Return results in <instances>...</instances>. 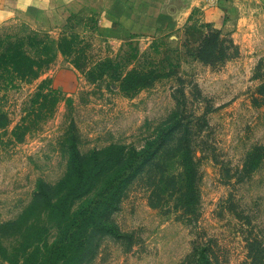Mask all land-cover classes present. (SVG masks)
<instances>
[{
	"label": "rangeland",
	"instance_id": "1",
	"mask_svg": "<svg viewBox=\"0 0 264 264\" xmlns=\"http://www.w3.org/2000/svg\"><path fill=\"white\" fill-rule=\"evenodd\" d=\"M171 7L147 33L112 32L115 20L82 5L0 21V49L24 38L53 56L35 80L0 79V264H264V0ZM66 35L69 55L57 50ZM129 74L146 85L122 91ZM47 82L60 99L39 119ZM74 141L86 194L70 176ZM189 151L193 190L182 193L173 181L186 182ZM72 203L87 219L70 247L56 208Z\"/></svg>",
	"mask_w": 264,
	"mask_h": 264
},
{
	"label": "trees",
	"instance_id": "2",
	"mask_svg": "<svg viewBox=\"0 0 264 264\" xmlns=\"http://www.w3.org/2000/svg\"><path fill=\"white\" fill-rule=\"evenodd\" d=\"M26 39L20 38L16 41H7L3 42V46L0 49V79L4 78L5 81H7L6 86L8 84H13L15 80L19 81H31L35 80L39 77H41L44 72L46 66H49V64L53 60V56L50 54V47L48 45H45L43 47H36L37 53L32 54L29 52V46H26L24 44ZM74 40L75 38H72L71 35L63 36L59 39V42L57 43V50L63 53L64 55H69L73 51L76 50V46H74ZM77 51V50H76ZM77 68L81 69V64L78 62V60H75L73 63ZM138 76L135 74H129L127 76H124L120 80L119 88L122 91H136L140 87H143L140 83V80H138ZM51 82H47V84L39 85L38 90L35 92V97L37 98L36 101L38 103L37 112L39 113V119L41 118V115L45 113V115H48V112L53 113L56 109V106L59 102V91L51 86ZM52 102V103H51ZM52 105V106H51ZM34 113L33 111H30L28 116L24 117L27 124L24 126L26 129H29L30 124L34 121L33 116H31ZM49 113V114H50ZM3 116V113H0ZM30 123V124H29ZM68 154H69V162H70V176L72 175L73 178L76 179L75 185L73 187L74 190H79L80 186L82 185V189H80L79 194L87 193L89 190L87 181H88V175L85 173L84 168V162L85 156L80 152L77 143L74 141L71 142L68 146ZM179 155V154H178ZM182 161H188L185 164L183 163V178L187 181H190V184H187L186 182L182 181L180 184L178 181H173V185L177 184L176 187H178V184L181 186L182 193L186 189H192L193 190V168H192V158H190V151L189 156L185 157L182 154V158H180ZM164 175L165 172H162ZM167 178V177H166ZM156 184H154V190L153 195L156 196L161 193V190L163 189L165 185V180H158ZM171 182V181H170ZM110 183V179L106 180L102 184H95L94 191L100 192L103 188V186ZM86 185V186H85ZM44 185L40 184V191L36 192V198L40 197L44 200H47L46 192L42 190L41 188ZM187 186V187H186ZM52 187V186H48ZM176 187L174 189H176ZM152 195V196H153ZM55 207V206H54ZM58 210V219H60V222H58L57 227L61 229L62 231L65 230L66 240L68 246H72V239H76L75 235L76 232L74 230H71V227L75 224L79 223V221L82 219L81 216L84 213V220L87 219L86 211H82L81 213H78L77 209H74L73 203L70 205H67L63 210ZM90 214L88 215V217ZM38 223L32 222L30 225H27L25 227V231L31 234H34L36 232V228L31 230L33 226H35ZM64 227V228H63ZM33 236H29V242L27 246V249H31L32 244L37 241V238H32ZM40 241V239H39ZM2 247V246H0ZM39 246H37V250H39ZM4 251L6 252V248L2 247ZM38 252V251H37ZM36 252V254H37ZM5 255V254H4Z\"/></svg>",
	"mask_w": 264,
	"mask_h": 264
},
{
	"label": "crops",
	"instance_id": "3",
	"mask_svg": "<svg viewBox=\"0 0 264 264\" xmlns=\"http://www.w3.org/2000/svg\"><path fill=\"white\" fill-rule=\"evenodd\" d=\"M176 0H0V21L40 10V15L62 16L70 6L82 5L113 19L112 32H153L174 17ZM174 7V6H173Z\"/></svg>",
	"mask_w": 264,
	"mask_h": 264
}]
</instances>
